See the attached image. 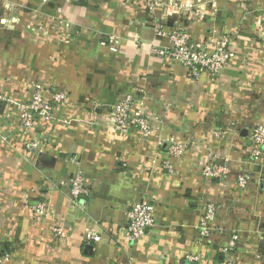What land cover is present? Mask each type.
Here are the masks:
<instances>
[{
    "label": "crops",
    "instance_id": "crops-1",
    "mask_svg": "<svg viewBox=\"0 0 264 264\" xmlns=\"http://www.w3.org/2000/svg\"><path fill=\"white\" fill-rule=\"evenodd\" d=\"M161 1L173 6L170 13L151 10L149 0H0L4 264H222L220 247L233 230L240 264H264V156L249 159V131L264 124V0ZM189 3L203 17L190 16ZM57 18L71 22L64 36L54 30ZM28 24L43 29L32 32ZM176 24L195 42L231 34L237 56L218 77L192 79L182 64L151 52L168 46L156 29ZM108 35L117 37L116 47L101 44ZM33 82L63 91L67 102L57 107L56 122L24 134L17 104L30 100ZM137 87L145 112L158 117L154 134L187 143L172 174L162 168L165 145L108 125L110 106ZM34 138L44 147L29 151ZM212 159L227 165L223 179L199 172ZM77 169L89 188L83 209L69 196ZM242 173L251 180L238 188ZM143 198L156 205L155 225L127 241L126 212ZM40 200L48 214L37 220L29 205ZM208 203L219 209L203 236L198 224ZM56 225L64 240L51 241ZM86 229L99 239L85 241Z\"/></svg>",
    "mask_w": 264,
    "mask_h": 264
},
{
    "label": "built area",
    "instance_id": "built-area-1",
    "mask_svg": "<svg viewBox=\"0 0 264 264\" xmlns=\"http://www.w3.org/2000/svg\"><path fill=\"white\" fill-rule=\"evenodd\" d=\"M71 2H80L81 0H70ZM154 7L168 8L167 12L173 7L170 3L161 0H149V8ZM61 10V7L58 8ZM187 13L194 17H203L200 8L192 3L185 6ZM71 22L57 18L54 30L59 36L63 35V30L70 26ZM27 27L32 31H39L42 27ZM156 34L165 38L168 46L164 48H153L151 52L172 61L182 64L188 71L192 79H198L202 73H208L213 77H218L229 64L230 60L237 56V51L231 44L232 36L229 33L221 35L216 39H210L207 42H195L191 35L185 31L181 24H176L172 28L165 30L156 29ZM102 45H117V37L108 35L107 39L101 42ZM31 98L26 103L17 104L19 111V127L24 134H31L39 124H51L56 122L55 111L59 105L67 102V94L63 91H51L41 83L33 82L30 86ZM136 94H125L110 106L108 113V125L114 130L120 132H136L140 140L150 142L156 139L159 146L165 145L167 158L162 163V168L169 174L174 172L173 160L180 159L186 150L187 143L177 140L172 136L163 138L154 134V122L158 120L157 116H150L144 109V90L136 88ZM3 99L0 93V100ZM65 122V121H63ZM251 139V148L249 150V159L255 163H261L264 156V124L253 126L249 131ZM194 145V143H192ZM44 147L38 139H30L26 143V149L37 151ZM201 175L205 178L223 179L228 173L226 164L218 163L214 159L201 163L197 167ZM264 168V164L262 166ZM251 180L248 173H242L237 176V187L245 188ZM89 194L87 180L81 169L69 179V196L71 203L83 209L86 203V197ZM34 219L40 220L48 214V203L46 200H40L29 205ZM218 204L208 203L203 214L199 219V231L203 236L210 235L212 232L211 223L214 222ZM156 205L148 198H143L131 204L126 212L127 227L124 237L127 241H136L144 235L149 227L155 225ZM84 240L87 242H96L99 234L91 229L83 232ZM67 237L62 226L56 225L52 228L51 241L64 240ZM239 236L237 230H233L225 243L220 247V253L223 257L222 264H240L237 253ZM190 260H198L197 256H192ZM10 261L9 253H0V264Z\"/></svg>",
    "mask_w": 264,
    "mask_h": 264
}]
</instances>
